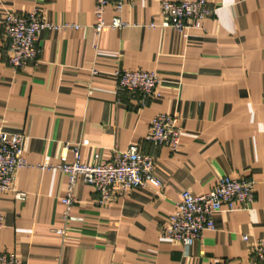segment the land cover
<instances>
[{"label": "crops", "instance_id": "crops-1", "mask_svg": "<svg viewBox=\"0 0 264 264\" xmlns=\"http://www.w3.org/2000/svg\"><path fill=\"white\" fill-rule=\"evenodd\" d=\"M183 1L195 0H125L119 13L110 5L106 23L118 16L126 26L98 34L95 0H0V126L26 136L28 163L14 184L26 200L0 193V253L21 264H244L251 242L264 241V0H205L214 13L202 30L159 27L162 3ZM34 12L60 28L40 33L37 63L17 72L1 20ZM117 70L158 73L160 96L141 107L116 90ZM161 114L179 119L177 152L151 141ZM83 141L87 165L136 146L156 158L163 188L101 207L79 178L65 221L69 176L57 168L75 162ZM226 176L254 180L252 207L220 213L190 247L165 239L182 193L206 194Z\"/></svg>", "mask_w": 264, "mask_h": 264}, {"label": "built area", "instance_id": "built-area-1", "mask_svg": "<svg viewBox=\"0 0 264 264\" xmlns=\"http://www.w3.org/2000/svg\"><path fill=\"white\" fill-rule=\"evenodd\" d=\"M96 32L99 34L106 27L122 29L126 24L116 16L111 24H107L104 15L108 6L113 5L117 13L121 12L125 0H95ZM214 9L205 0L183 1L179 3L163 2L161 5L162 23L159 27L171 28L178 33L187 30H202L204 22L212 16ZM72 29L78 26L66 25ZM151 28L157 24H150ZM47 28L59 29L45 22L39 12L26 16L7 14L1 20V31L8 41V64L15 71H22L31 64L37 63L41 50L39 48L40 33ZM97 72L94 71V74ZM117 91H127L133 95L141 107L158 98V86L161 79L156 72L117 70L114 73ZM182 129L179 119L174 115L161 114L151 124V141L156 146H166L177 152L181 145ZM26 136L10 133L0 126V193L12 194L15 200L25 201L27 194L18 192L15 178L18 171L28 166L24 157ZM83 141L73 150L75 162L64 164L57 169L69 176L67 194L62 198L65 207L63 219L67 221L76 203L75 188L79 178L91 186L99 195L98 205L106 207L114 198L122 197L134 190H161L163 182L156 175L157 160L153 156L144 155L136 146L115 154L111 161L100 162L96 154V163L87 165L81 162L79 149L88 146ZM69 146H66L63 160H66ZM41 169L50 168L47 164ZM255 185L252 179H235L226 176L219 180L216 187L206 194L192 195L183 192L175 206V211L163 229V237L167 240L190 247L201 239L206 230H214L215 218L220 213L248 210L255 201ZM4 226V217L0 213V229ZM65 234V230H59ZM250 243V236H243ZM251 258L244 264H264V241L251 242ZM0 264H21L12 254L0 253Z\"/></svg>", "mask_w": 264, "mask_h": 264}]
</instances>
